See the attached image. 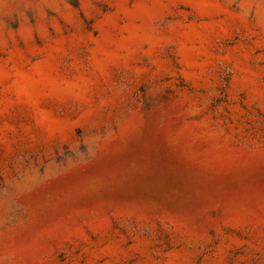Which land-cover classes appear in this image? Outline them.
<instances>
[{
	"label": "rangeland",
	"instance_id": "374dc122",
	"mask_svg": "<svg viewBox=\"0 0 264 264\" xmlns=\"http://www.w3.org/2000/svg\"><path fill=\"white\" fill-rule=\"evenodd\" d=\"M0 264H264V0H0Z\"/></svg>",
	"mask_w": 264,
	"mask_h": 264
}]
</instances>
